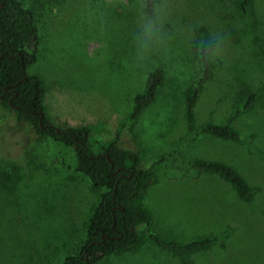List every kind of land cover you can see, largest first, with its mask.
<instances>
[{"label":"rangeland","instance_id":"rangeland-1","mask_svg":"<svg viewBox=\"0 0 264 264\" xmlns=\"http://www.w3.org/2000/svg\"><path fill=\"white\" fill-rule=\"evenodd\" d=\"M20 1L39 30L38 59L27 71L44 83L48 120L61 129H89L94 153L121 133L119 144L135 150L140 168L153 173L140 202L153 232L179 243L219 239L209 250L178 256L143 238L137 249L98 264H264V0H255L254 26L230 0H164L153 18L141 13L139 0ZM199 25L217 45L196 123L227 124L244 86L258 98L250 113L231 123L237 143L187 137L182 102L198 75L193 30ZM156 68L164 80L154 102L121 131L134 96ZM11 140L18 162L22 146L14 144H24L28 176L3 157ZM0 149V264H59L77 254L104 189L75 170L70 150L16 125L1 100ZM194 158L234 168L255 190L253 203L241 202L218 177L192 170L187 162Z\"/></svg>","mask_w":264,"mask_h":264},{"label":"trees","instance_id":"trees-1","mask_svg":"<svg viewBox=\"0 0 264 264\" xmlns=\"http://www.w3.org/2000/svg\"><path fill=\"white\" fill-rule=\"evenodd\" d=\"M139 1L141 13L146 18H153L157 6L164 0ZM230 3L247 26H254L257 22L255 0H230ZM193 34V51L198 65V75L183 93V118L187 137L192 141L205 136L237 143L240 140V134L231 126V123L256 107L257 95L244 86L234 101L233 114L227 124L218 125L207 120L198 125L195 107L207 84L214 77L215 63L211 56L217 45V39L203 25L195 27ZM39 49V30L33 12L20 0H0V56L2 55L0 100L2 104L8 107L16 125L29 126L34 137L48 138L55 144L70 150L75 170L85 176L94 189H104L99 203L89 218L84 244L77 254L66 255L59 264H98L114 253L137 249L142 244L143 238L160 250L178 256L197 254L217 245L219 239L214 236L199 237L187 243H179L167 240L153 232L151 216L140 205L143 195L151 186L153 173L140 168V157L135 150L119 144L121 133L114 141L105 145L99 153H94L91 149L92 136L89 129L74 127L61 129L48 120L43 106L44 83L40 77L30 75L27 71L37 61ZM163 80L164 75L160 68L148 74L141 92L133 98L128 124L123 125L121 131L128 130L142 112L154 102ZM5 123L13 130L9 122ZM14 146L19 148L24 144L21 140H17ZM22 147L18 153L19 155L21 153L23 158L20 162L15 159L16 157L13 158V140H11L10 149L7 148L8 155L3 157L15 163L18 170L28 176L27 151L23 152ZM187 164L199 174L221 179L234 189L241 202L253 203L255 190L231 166L219 161L197 158L189 160ZM140 227L144 229L142 234L138 232Z\"/></svg>","mask_w":264,"mask_h":264},{"label":"water","instance_id":"water-1","mask_svg":"<svg viewBox=\"0 0 264 264\" xmlns=\"http://www.w3.org/2000/svg\"><path fill=\"white\" fill-rule=\"evenodd\" d=\"M0 58H2V55L0 56ZM43 116V113L41 114V117ZM104 240V239H103Z\"/></svg>","mask_w":264,"mask_h":264},{"label":"crops","instance_id":"crops-1","mask_svg":"<svg viewBox=\"0 0 264 264\" xmlns=\"http://www.w3.org/2000/svg\"><path fill=\"white\" fill-rule=\"evenodd\" d=\"M26 160H27V157H26Z\"/></svg>","mask_w":264,"mask_h":264}]
</instances>
